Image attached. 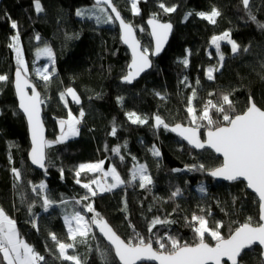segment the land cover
<instances>
[{"label":"trees","instance_id":"1","mask_svg":"<svg viewBox=\"0 0 264 264\" xmlns=\"http://www.w3.org/2000/svg\"><path fill=\"white\" fill-rule=\"evenodd\" d=\"M113 1L135 25L143 46L151 42L148 18L174 23L166 50L132 85L122 82L131 57L121 42L115 19L97 23L94 17L76 14L84 7L97 6L93 0H58L54 26L47 21L44 10L36 11L35 0H0V75L7 77L0 81V207L14 219L20 237L44 256L39 264H74L60 255L57 241L50 235L53 233L60 242L75 243L68 254L79 256L85 264H119L113 247L95 227L86 242L79 237L73 242L69 237L65 216L85 211L89 203L126 241L138 233L146 241L151 240L156 249V240L161 236L174 237L182 244L195 243L194 214L203 215L209 228L222 222L220 231L225 237L248 217H252L253 224L260 222L259 201L244 182L220 183L208 176L222 164V158L208 149H191L171 127L177 123L192 125L187 107L193 90L196 97L192 105L197 115L209 100L216 103L226 93H231L236 114L246 109L249 97L264 108V0H252L247 8L242 0H137V13L132 12L130 0ZM161 3L176 10L164 12ZM213 8L220 13L215 23L197 15L210 13ZM225 32L239 49L233 53L228 40L221 41V61L211 40ZM17 33L29 77L45 100L46 140L58 139V122L66 120L69 111L77 116L81 110L84 112L77 137L46 147V171L40 172L45 190L34 183L36 170L29 161L27 122L13 85L19 66L10 45ZM42 44L54 54V71L47 82L36 73L37 49ZM209 68L215 69L211 80L207 76ZM68 88L77 92L79 103L69 95L61 99ZM129 113L147 122L133 123ZM211 114L213 119H221L215 110ZM156 115L169 127H157ZM200 129L204 137L207 127ZM115 148L119 152H114ZM154 150L160 154L155 155ZM98 161H104L105 169L114 166L124 183L103 193L92 185L97 193L92 196L83 184L97 174L82 172L77 177L76 172L80 164ZM201 164L204 169L199 168ZM140 165L146 166V175L152 180L144 188L140 187L138 173L132 179ZM13 168L19 171V179ZM177 189L180 193L173 196ZM45 195L54 202L46 210ZM85 196L89 199H82ZM156 218L171 222L157 224L149 232ZM205 241L214 244L207 234ZM0 264L7 262L0 259ZM240 264H264L260 247L246 249Z\"/></svg>","mask_w":264,"mask_h":264},{"label":"snow or ice","instance_id":"2","mask_svg":"<svg viewBox=\"0 0 264 264\" xmlns=\"http://www.w3.org/2000/svg\"><path fill=\"white\" fill-rule=\"evenodd\" d=\"M245 6L248 5L249 0H242ZM108 5L111 9V13H115V17L108 14L106 8H100V13L103 14V22L109 23L114 19L120 21V26L123 29V40L126 44L132 48V63L129 65V71L123 79L127 82H131L136 76H138L145 68L150 67V61L148 59L147 49L143 51L139 50V42L135 39L133 34V27L130 24L124 22L121 18L119 11L112 4V0H96V5ZM160 8L164 12L171 13L175 11V6L166 7L161 3ZM132 8L134 11H138L136 8V0H133ZM35 9L37 12L42 11L40 0H35ZM78 16H83L85 13L82 10H78L76 13ZM191 15V13H189ZM202 18L208 19L210 22L215 23V17L220 13L217 9L213 8L210 13L199 12L197 13ZM97 23L101 22V16L96 17ZM152 25V35L156 37V52H159L163 42L167 39L172 25L170 23H160L155 18L148 21ZM12 27L16 28L15 22L12 23ZM264 27V25H261ZM229 33L225 32L219 36H213L211 43L216 46L219 52V41L228 40L231 44V50L236 53L239 46L235 41L229 40ZM39 39V37H37ZM14 41L10 47L16 48L17 51V64L19 67L16 71L15 87L19 97V108L27 116V121L30 126L32 137V149L31 159L34 164L39 165L41 168L45 166V149L53 143H59L70 136L78 134V127L80 119L72 115L71 111L68 113L66 120H60L61 135L55 141H48L44 137V127L40 118V105L42 103L40 99V93L37 92L35 85H30L27 78L22 76V72H26L27 69L24 66L23 59L20 55V49L18 47L19 33L12 37ZM39 53L52 56L51 49L45 46L43 49L38 50ZM223 54H220V60H223ZM184 64L187 65L188 61L185 59ZM215 69L209 68L207 71L208 79H213V72ZM42 79L48 81L50 79V73L47 70H41ZM7 77L0 75V81L6 80ZM199 83V81H197ZM31 88V94L29 95L28 89ZM65 95H69L72 99L79 103V97L72 88L66 89L65 93H61V99H64ZM211 95V93H210ZM231 93L223 94L220 100L213 103L209 100L203 108L200 110V115H197L196 108L192 105V101L196 97V92L193 90L192 97L189 98L187 112L190 115V123L194 126L186 127L182 124H175L171 127V131L177 132L183 139L187 140L189 144L195 148L204 149L206 146L214 149L216 153L222 154V164L211 171V175L214 177H223L229 181H235L240 178H244L247 181V187L253 189L258 194L260 201V215L259 223L253 224L252 217H248L247 221L240 224L231 232L227 237L222 235L220 229L223 227L222 222H215L212 228H209L208 222L203 215H193L191 220L195 222L194 231L197 234L198 240L193 243H181L178 239L167 236H161L156 240L158 249L153 248L151 240H145L144 237L136 234L134 239H128L127 241L122 239L108 224L103 217H100L99 213H96L91 218L89 223L81 212H75L70 218L65 217L68 224V234L73 242L80 238L81 242H86L89 235L91 224H95L100 232L106 237L110 244L114 247L115 256L121 262V264H137V261L155 260L159 261V264H223L225 258L231 264H239L238 258L242 255L245 249L251 248L254 245L261 246L264 249V109L258 107L256 103L249 97V104L244 111L239 114L235 113L234 105L230 99ZM67 103V101H65ZM211 110H215L221 119H213ZM82 118L84 115L83 110L79 113ZM128 117L133 123L144 124L146 119H142L135 113H129ZM200 121H206V124L199 123ZM156 126L163 125L165 128L169 126L159 116H155ZM66 126V130H65ZM200 127H207L206 140L202 141L199 138ZM113 135L115 129H113ZM114 152H119V148L113 149ZM155 155H159L158 150H154ZM123 159V157H121ZM134 159V158H133ZM104 161H98L96 163H82L78 166L76 176L80 177L82 172L97 173L103 172L104 177L111 176L114 183L108 185L107 188H101V191L111 190L116 188L119 184L124 183L121 180L116 168L113 166L108 171H103ZM204 165H199L200 169H204ZM13 173L19 179L20 173L17 169H12ZM175 171H179L176 169ZM139 174L140 187L144 188L146 185L151 184V177L146 175V166L140 165L136 171L133 172L132 179L137 178ZM77 184L81 183L80 179L76 180ZM92 185L99 187L100 180L92 179L89 183H84L83 187L88 189L92 196L97 193L93 190ZM45 185L41 183L39 188L43 189ZM33 191H37L36 187ZM201 192L205 191L204 188L200 189ZM180 193L177 189L172 195L176 196ZM82 199L88 200L89 197L85 196ZM54 202L48 198L47 195L43 198V204L45 210ZM87 212L94 211L91 203L86 205ZM75 221V225H73ZM171 221L161 220L159 218L154 219L148 231L151 232L157 224L170 223ZM198 225V226H196ZM134 227V226H133ZM205 234L211 237L214 244H209L205 241ZM54 241H57L59 253L65 260L73 261L74 264H85L82 259L77 255H68L66 250L75 247V243H63L60 242L57 236L53 233L50 234ZM0 259L6 261L7 264H39L43 261L44 256L40 255L35 249L22 240L16 228V222L11 219L0 207ZM264 255V252H262Z\"/></svg>","mask_w":264,"mask_h":264},{"label":"water","instance_id":"3","mask_svg":"<svg viewBox=\"0 0 264 264\" xmlns=\"http://www.w3.org/2000/svg\"><path fill=\"white\" fill-rule=\"evenodd\" d=\"M251 1H252V0H249V3H248L247 6H245L244 4H243V6H244L245 8H247V7L250 5ZM93 2L96 4V0H93ZM112 4L115 5V3H114L113 0H112ZM101 5H102V6H105V7L109 10V12L111 13V9H110V7H108V5H104V4H101ZM115 7L117 8L116 5H115ZM117 10L119 11L118 8H117ZM119 13H120L121 18L124 20L125 23L132 25V27H133V34H134V37H135V39L139 42V50H140V51H143V50H144L143 43H142L141 39H140L139 36H138V32H137V29H136L135 25H134L132 22L128 21V20H127L122 14H121L120 11H119ZM111 15H112L113 17H115V13H111ZM153 18H155V19H156L158 22H160V23H170V24L172 25V28H171L170 32L168 33L167 39L163 42V44H162L161 49H160L159 52H156V37H155L154 35H152V25L148 23V21H149L150 19H153ZM115 21H116V23H117V25H118V27H119V30H120V39H121V42H122V44L127 48V50H128L129 53H130L131 60H130V62H129V64H128V66H127L128 71H129V65H131V63H132V59H133L132 48L129 46V44H126V43L124 42V40H123V29H122L121 26H120V21H119V20H115ZM146 26H147V28H148V31H149V34H150V38H151V42H152V50H151V53H147V54H148V59H149V61H150V67L145 68L144 71H142L138 76H136L131 82H127V81H125V80L122 78V82H123L124 84H129V85L134 84V83H135L136 81H138V80H139V79H140L145 73H147L148 71H150V70L152 69V66H153V60H154V59H157V58H158L160 55H162V53L166 50V48H167V46H168V44H169V42H170V40H171V37H172V35H173V33H174V23H173V22H171V21H163V20H160V19H158V18H156V17H150V18H148V19L146 20ZM16 71H17V69H16ZM16 71H15V73H14V82H13V85H14V89H15V93H16V96H17L18 102H19V97H18V94H17V91H16V87H15ZM128 71H127V74H128ZM127 74H126V75H127ZM126 75H125V76H126ZM22 76L28 79L30 85H35L37 92L40 93V99H41V101H42V103H41V105H40V118H41V121H42V123H43V127H44V137H45V139H46V125H45V122H44V105H45L44 98H43L41 92L39 91L37 85H36V84L30 79V77L27 76L24 72H22ZM28 92H29V95H30V94H31V88L28 89ZM253 101H254V100H253ZM254 102H255V101H254ZM255 103H256V102H255ZM256 105H257L258 107H260L257 103H256ZM260 108H262V107H260ZM19 109H20V108H19ZM262 109H264V108H262ZM20 111H21V113H22V114L25 116V118H26L27 128H28V133H29V140H30V144H31V148H30V150H29V161H30L32 167L34 168V170H36V171H38V172H41V173H42V172H45V171H46V149H45V166H44L43 168H41L39 165L34 164V163L32 162V159H31L32 137H31L30 126H29V124H28L26 114L23 112L22 109H20ZM179 124H182L183 126H186V127H190V126H192V125H190V124H184V123H179ZM58 128H59V134H61V126H60V123H59V122H58ZM65 129H66V126H65ZM206 133H207V131H205V133H204V137H202L201 129H199V133H198V135H199V138H200L202 141L206 140V138H207V137H206ZM174 134H175L179 139H181L185 144H187L191 149H193V150H202V149L195 148L193 145L189 144L188 141L185 140V139H183V137H181L177 132H174ZM204 149H208V150L212 151L213 153H215L217 156L221 157V158H222V162H223L222 154L216 153V152L214 151V149H211V148H209V147H207V146H206ZM213 170H214V169H213ZM211 171H212V170H211ZM211 171L208 172V176H209L210 178L214 179V180L217 181V182H220V183H227V184H233V183H236V182H239V181L244 182L245 185H246V189H247L249 192L255 194L256 197H257V199H258V201H259L258 194L255 193V191H254L253 189L247 187V181H246L244 178H240V179L235 180V181H229V180H227V179H224L223 177H214V176H212V175H211ZM259 215H260V201H259ZM103 219L106 220V221L108 222V224L113 228V230L117 233V231L115 230L114 226H113V225H112V224H111L106 218L103 217ZM94 227H95V229L98 231L99 235H100V236H101V237H102V238H103V239H104L109 245H111L110 242L106 239V237H104V235L100 232L99 228H98L95 224H94ZM117 234H118V233H117ZM118 235H119V234H118ZM119 236H120V235H119ZM120 237H121L122 239H124L122 236H120ZM124 240H125V239H124ZM206 242L209 243L208 241H206ZM209 244H211V243H209ZM111 246H112V245H111ZM254 246H258V247H260V249H261V257H262V259H263V261H264V255H262V252H264V249H262L261 246H259V245H254ZM112 247H113V246H112ZM252 247H253V246H252ZM153 248L156 249L154 246H153ZM113 249H114V247H113ZM248 249H249V248H248ZM245 250H246V249H245ZM245 250H244V251H245ZM244 251H243V253H244ZM114 252H115V250H114ZM243 253H242V255H243ZM242 255L238 258L239 264H240V259H241ZM116 258H117V257H116ZM117 260H118V258H117ZM118 262H119V264H121V262H120L119 260H118ZM143 263H146V264H159V261H155V260L137 261V264H143ZM223 264H231V262L227 261L226 258H225V261L223 262Z\"/></svg>","mask_w":264,"mask_h":264},{"label":"rangeland","instance_id":"4","mask_svg":"<svg viewBox=\"0 0 264 264\" xmlns=\"http://www.w3.org/2000/svg\"><path fill=\"white\" fill-rule=\"evenodd\" d=\"M132 3H133V0H130V4H131V10L133 13H137L138 11H134L133 8H132ZM40 4H41V7L42 9L44 10V13H45V17L47 19V21L52 25L54 26L56 23H57V20H56V10L59 6L58 4V0H40ZM104 8V6L102 5H97V6H91V7H84L82 11H84V15L83 16H88V17H94L96 18L98 15L101 16V22L100 23H104L103 22V14L100 13V8ZM136 8L138 10V7H137V0H136ZM215 36H219V35H215ZM224 41V40H222ZM221 41H219V44H220ZM14 43V41L12 40V44ZM151 42L148 41L147 42V45L146 46H143L144 49H147V53H151V50H152V47L150 46ZM45 46L49 47L47 44H42L38 49H37V58H36V73L37 75L41 76L40 72L41 70H47L50 75L53 73L54 71V54L52 52V56L49 57L47 55H44L42 53H39L38 50L40 49H43ZM18 47L20 49V55L23 59V62H24V66L26 67L27 71L24 72L27 76H29V71H28V66H27V63H26V60H25V56H24V52H23V48H22V45H21V41L19 39L18 41ZM211 47L212 48H215L216 49V46L213 45L211 43ZM50 48V47H49ZM14 52H15V60H16V63H17V51H16V48H14ZM217 50V49H216ZM220 54L221 52H219L218 56L220 58ZM222 61V60H221ZM19 66V65H18ZM42 77V76H41ZM76 92V91H75ZM77 94V92H76ZM77 96L79 97V95L77 94ZM70 98L72 99V97L70 96ZM80 99V98H79ZM73 100V99H72ZM45 102V100H44ZM73 116H75L76 118H79L80 115H75L72 113ZM78 127V134H79V125H77ZM66 130V129H65ZM75 135V136H70L68 139L66 140H69L71 138H75L78 136ZM61 134H59L58 138L60 137ZM64 140V141H66ZM91 163H96V162H91ZM103 171L106 172L108 171L110 168H112L113 166L111 165L108 169H105L104 168V164H103ZM79 170V169H78ZM77 170V171H78ZM117 171V170H116ZM118 173V172H117ZM35 178H34V183H37L36 185H40L41 183H43L45 185V187L42 189V190H45L46 188V184H45V180H44V177L43 175L38 172V171H34L33 172ZM97 176L94 178V179H99L100 180V185L99 187L94 185L95 186V190L98 191V192H112L114 191L115 189H118L120 188L122 184H119L116 188H112L111 190H106V191H101V188H107L108 185H110L111 183H114L115 181H113L112 177L111 176H108V177H104L103 175V172H97L96 173ZM119 174V173H118ZM139 175V174H138ZM120 176V175H119ZM121 178V177H120ZM122 180V179H121ZM96 211L94 210L93 212L89 213L87 212V209H85V211L81 212V214L85 217V219L91 223V218L96 215ZM65 217H68V216H65ZM71 216H69L70 218ZM66 221V220H65ZM73 225H75V221L72 222ZM67 224V223H66ZM67 228H68V224H67ZM94 229V224H91V227H90V230L89 232H91L92 230ZM24 240V239H22ZM25 241V240H24ZM26 243H28L27 241H25ZM29 245H31L30 243H28ZM32 246V245H31ZM59 249V248H58ZM68 250H66L67 254H68ZM37 252V251H36ZM38 253V252H37ZM69 255V254H68Z\"/></svg>","mask_w":264,"mask_h":264},{"label":"built area","instance_id":"5","mask_svg":"<svg viewBox=\"0 0 264 264\" xmlns=\"http://www.w3.org/2000/svg\"><path fill=\"white\" fill-rule=\"evenodd\" d=\"M78 119H80V123H79V125L81 126V125H82V118L79 117Z\"/></svg>","mask_w":264,"mask_h":264},{"label":"crops","instance_id":"6","mask_svg":"<svg viewBox=\"0 0 264 264\" xmlns=\"http://www.w3.org/2000/svg\"><path fill=\"white\" fill-rule=\"evenodd\" d=\"M11 218V217H10ZM12 219V218H11ZM14 220V219H13ZM16 228H17V226H16ZM17 231H18V229H17ZM19 233V232H18ZM20 236V235H19ZM21 238V237H20ZM22 239V238H21Z\"/></svg>","mask_w":264,"mask_h":264}]
</instances>
